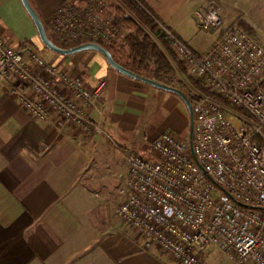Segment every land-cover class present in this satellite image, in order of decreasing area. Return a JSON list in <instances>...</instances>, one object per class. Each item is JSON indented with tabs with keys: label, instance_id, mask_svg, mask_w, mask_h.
Returning <instances> with one entry per match:
<instances>
[{
	"label": "built area",
	"instance_id": "built-area-1",
	"mask_svg": "<svg viewBox=\"0 0 264 264\" xmlns=\"http://www.w3.org/2000/svg\"><path fill=\"white\" fill-rule=\"evenodd\" d=\"M87 2L85 9L64 4L49 20L61 44L114 41L117 27L102 18L105 1ZM194 16L201 31L224 24L215 1ZM158 23L187 76L210 94L191 88L193 152L189 137L165 131L151 143L157 159L127 155L118 214L146 247L158 246L177 264H208L213 248L233 264H264V45L238 21L197 51ZM105 86L12 44L0 29V87L32 118L100 134L92 112Z\"/></svg>",
	"mask_w": 264,
	"mask_h": 264
},
{
	"label": "crops",
	"instance_id": "crops-1",
	"mask_svg": "<svg viewBox=\"0 0 264 264\" xmlns=\"http://www.w3.org/2000/svg\"><path fill=\"white\" fill-rule=\"evenodd\" d=\"M141 1L194 50L183 30L211 1L225 25L240 10L253 28L249 11L264 17V0ZM66 2L88 6L87 0H30L44 25ZM0 29L16 46L42 49L22 0H0ZM60 55L53 63L93 86L106 82L99 111L92 112L103 132L87 135L34 119L16 95L0 87V264H177L158 246L146 247L102 194L111 191L108 179L121 172L127 155H137L134 145L170 128H187L184 101L119 72L97 50Z\"/></svg>",
	"mask_w": 264,
	"mask_h": 264
},
{
	"label": "trees",
	"instance_id": "trees-1",
	"mask_svg": "<svg viewBox=\"0 0 264 264\" xmlns=\"http://www.w3.org/2000/svg\"><path fill=\"white\" fill-rule=\"evenodd\" d=\"M118 2L112 25L121 23L130 30L123 44H116L115 40L112 43H105L103 39H88L74 45H59L70 48L86 42H97L105 46L114 59L123 66L140 75L175 87L173 81L177 70L185 74V68L169 49L158 18L141 0H118ZM241 24L252 33L251 27L246 22ZM188 81L191 88L210 94L201 81L192 78H188ZM186 96L190 101L192 100L190 94L186 93Z\"/></svg>",
	"mask_w": 264,
	"mask_h": 264
},
{
	"label": "rangeland",
	"instance_id": "rangeland-1",
	"mask_svg": "<svg viewBox=\"0 0 264 264\" xmlns=\"http://www.w3.org/2000/svg\"><path fill=\"white\" fill-rule=\"evenodd\" d=\"M104 1H105V6H106L105 9H104V12H103V14H105V16H106L104 18H105L106 21H108L107 22L108 24H109V22L112 24V22H113V20H114V18L116 16V8L118 7L119 2H118V0H104ZM67 4H70V3L66 2L64 6H66ZM248 14L249 15L251 14L250 16L253 15L252 17L255 20V25H254L255 28L250 26V24L247 21L248 18H242L243 11H241V10L240 11H236L235 17L232 18L234 21L232 20L231 23H227V25L236 23L238 21L240 23L241 22H246L249 25V27H251L252 34L258 40H260V42H262V44L264 45V17L256 16V14L253 11H251V10L249 11ZM237 19H239V20H237ZM115 26L117 27V30L115 31V39L114 40L116 41V44L121 45V44H123V42H124L123 40H124L125 36L130 32V30L127 27H125L123 24H121V23H118L117 25L115 24ZM225 26L226 25L223 24V27L221 29H219V30L201 31L199 26H198V22H197V20L195 18L194 21L191 20V22L189 23L187 28H185L183 30V33H184V35L186 37L192 39L191 43L197 50L204 51V50L208 49V47L211 44H213L222 35V33L225 30ZM45 29H46V32H47L49 38L54 43H57L58 45L59 44L62 45L61 43H59L58 35L55 32L54 27L52 26V24L49 23V25H48V23L47 24L45 23ZM40 44H41L42 49L41 50L36 49V50L47 61L53 63V62H55L56 59H58L61 56L59 53H56V52L50 50L47 46H45L43 44L42 41H41ZM66 57H68V56H66ZM146 73H149V72L146 71ZM188 78H190V77L187 76L186 71H185V74H182L180 71L177 70V75L174 77L173 85L176 88L181 89L185 94L188 93L191 96V86L189 84ZM185 112H187V118H188V121H189V112H188V109L186 107H185ZM155 119L157 121H159L158 120L159 119L158 116H156ZM159 124H161V126H162V125H165L166 123L162 119ZM170 124H174L173 123V119H171V123ZM172 129H174V128H170V129H168L166 131H174ZM189 130H190V128H189V123H188L187 128H185V130H181L179 132L174 131V132H177V133L181 134L184 137H189ZM112 137H114V136L112 135ZM152 141H153L152 137L149 136L142 143H140L138 145H134L135 154H137L138 156H140V157H142L144 159H148V160L157 159L158 155L152 148V145H151ZM126 175H127V169H126V160H125V165L123 163L121 172L120 173H118V172L115 173V176H113V177L111 176L108 179V184H110L109 188H111L110 189L111 191L107 192L105 194H102L104 196V198L106 199V201L109 203V207L111 208L113 213L115 215H118V216H119L118 210H119V207H120V204H121V198H120L118 192H119V188L121 187L122 183L124 182V180L126 178ZM204 258H205V260H206V262L208 264H233L232 261L228 260L216 248L210 249L204 255Z\"/></svg>",
	"mask_w": 264,
	"mask_h": 264
},
{
	"label": "water",
	"instance_id": "water-1",
	"mask_svg": "<svg viewBox=\"0 0 264 264\" xmlns=\"http://www.w3.org/2000/svg\"><path fill=\"white\" fill-rule=\"evenodd\" d=\"M22 3L24 5L26 11L28 12V14L32 18V20L34 21V24L36 25V28L38 30V34L40 36L41 41L50 50H52L56 53L62 54V55H71V54H74V53H77V52H80L83 50H89V49L97 50V51L101 52L106 57L108 63L114 69L118 70L119 72L124 73L130 77L136 78L138 80L144 81V82L151 84L153 86H156L158 88L165 89V90H168V91H171V92L178 94L182 98V100L184 101V103L188 109V112H189V121H190V123H189V128H190V130H189V141H190V146H191V149L193 152L194 119H195V117H194V112L192 109L191 101L182 90H180L176 87H173V86H168V85L163 84V83H161L157 80H154L152 78L140 75V74L136 73L135 71L123 66L122 64H120L119 62H117L114 59L111 52L105 46H103L97 42H86V43L79 44V45H76V46H73L70 48H65V47H62V46L54 43L49 38V36L46 32V29H45V25H44L42 19L40 18V16L38 15V13L32 7L30 0H22ZM222 189L226 194H228L230 197H232L231 194L229 192H227V190H225L224 188H222Z\"/></svg>",
	"mask_w": 264,
	"mask_h": 264
}]
</instances>
